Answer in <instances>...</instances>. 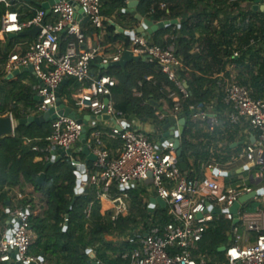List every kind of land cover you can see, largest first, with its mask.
Returning <instances> with one entry per match:
<instances>
[{
    "label": "trees",
    "instance_id": "16d2710c",
    "mask_svg": "<svg viewBox=\"0 0 264 264\" xmlns=\"http://www.w3.org/2000/svg\"><path fill=\"white\" fill-rule=\"evenodd\" d=\"M44 1L47 0H34L37 9L43 8ZM254 1L140 0L139 9L157 22L181 20L180 28L169 25L156 32L150 40L152 44L166 47L174 38L177 53L183 55L185 70L181 74L192 97L188 100L181 97L178 116L186 118L181 147L182 158L187 165L184 172L189 177L204 178L206 169L216 163L212 157L218 160L225 155L221 153L236 151L228 142L219 154L214 150L213 142L220 137L234 138L238 128L231 127L233 131L227 132L223 129L224 125L228 126L227 122H223L217 125L215 132H204V121L195 118L190 110V105L206 111L210 104H214L224 116L222 118L229 113L230 107L222 100L215 75L225 70L229 77L246 86L254 99L264 101V12L254 10ZM9 9L17 11L14 5L9 6ZM18 14L21 22L36 16L35 12L23 16L18 11ZM107 29L109 34H116L113 25H107ZM166 33L167 37L164 35ZM119 38L126 40L125 47L129 49V37L124 34H116L110 41L115 42ZM228 65L231 70H227ZM112 70L116 72L111 74ZM102 73L117 77L118 82L112 89L113 100L117 110L123 112L126 118L137 120L142 125L151 123L161 128L169 116L176 114L170 94H179L178 88L156 62L133 61L125 68H108ZM5 76L4 71L0 70V116L13 112L16 118L21 119L24 116L18 103L23 101L29 88L20 86L18 81H9ZM70 82L74 83L75 79L71 78ZM62 96L75 104L71 91L65 89ZM162 115L165 116L162 118ZM50 126L51 123L41 126L35 123L30 126L19 125L14 136L0 140V202L11 203L15 198L13 190L19 188L22 198L17 199L18 206L30 205L31 210L30 224L35 238L31 251L35 255L44 253L50 264H128V259L123 256L134 248L129 241L131 234L139 227L147 232L153 226L167 224L171 220L170 210L159 206L151 211V194L145 187L129 190L130 210L127 214L117 216L114 221L111 219L112 212L101 215V202L93 186L86 187L73 205L77 167L72 165L71 159L66 157L47 167L48 162H36L34 159L38 154L31 151L34 146H48L45 138L51 132ZM91 130L87 131L88 137ZM27 137L33 140L28 147L24 145ZM39 137L42 142L37 141ZM244 164L234 163L226 169L236 174V170ZM41 173L46 174L43 185L37 183ZM28 186L38 195L27 192ZM247 206L245 210L249 211ZM258 210L264 211V202L261 201ZM231 228L232 221L223 215H216L194 256H205L209 264L223 261L225 252L222 259L220 249L235 243V239L229 240ZM88 250L92 251L94 258Z\"/></svg>",
    "mask_w": 264,
    "mask_h": 264
},
{
    "label": "built area",
    "instance_id": "2783aa9c",
    "mask_svg": "<svg viewBox=\"0 0 264 264\" xmlns=\"http://www.w3.org/2000/svg\"><path fill=\"white\" fill-rule=\"evenodd\" d=\"M77 6L82 10L83 17L88 18L94 27L104 28L101 0H61L49 10H38L36 16L26 23L20 21L18 12L8 11L3 18L0 37L5 38L10 33H19L34 26H39L40 31L37 39L23 53L10 54L7 62L0 64V70L9 74L20 68L33 67L40 80L34 87L39 98H42L38 106L40 112L56 105V89L65 79L89 81L88 85L73 94L77 108L88 110L96 117L107 114L117 119L109 137L122 141L120 154L117 157L111 156L102 134L96 132L90 145L96 160L92 164V172L86 166L87 179L83 180L82 186H93L97 189L98 198H108L114 205L117 217L130 210L129 190L150 181L152 193L165 200L171 215V220L163 226L156 225L147 232L136 230L131 234L129 241L134 248L123 256L128 259V264H209L205 256H194L209 224L216 215H223L233 221L234 214L230 209L240 198L264 189V186L259 188L264 185V101L254 99L246 86L225 72L217 74L215 78L222 100L230 107L229 125L234 127L247 124L257 133L256 140L246 144L236 154L238 160H247L243 172L253 168H256V172L250 178L242 176L237 182H221L218 178L223 176L216 175L204 178L187 176L181 167L175 141L165 139L160 145L156 144L151 140L149 131L132 124L130 126L125 114L110 102L116 79L106 74L98 78L91 77V64L99 57V49H78V46L85 44L87 35L82 28L83 17L77 14ZM49 14L56 16L54 22L46 21ZM62 34L75 37V40L68 42L64 53L60 52ZM127 50L134 55L149 56V61L156 62L160 70L177 86L180 95L172 93L170 97L175 103V116L178 118L181 97L188 100L192 93L181 74L185 65L177 53L174 38L170 45L163 47L152 44L144 35L135 34ZM124 52L104 57L103 64L120 60ZM235 54L238 55L237 52ZM107 98L109 103L105 101ZM190 110L195 118L206 122L209 132L215 131L217 118L199 106L190 105ZM85 127L78 119L59 116L51 122V132L45 138L48 146H34L33 150L45 152V160H49L48 154L56 146L72 151L75 144L81 141ZM176 138L182 139V136L177 133ZM74 156L72 152L68 157L72 165L78 167L80 163L74 160ZM210 168L213 173L218 167L211 165ZM20 198L22 194L19 193ZM242 207L238 224L255 232L256 238L252 243L244 245L236 237L235 243L225 251V260L216 264H264V211L243 212ZM6 209L9 215L7 225L3 226L0 222V264L15 261L22 264H50L44 256L30 252L35 243L30 224V205L8 206ZM215 209H220L222 213L215 214ZM88 252L91 253V250Z\"/></svg>",
    "mask_w": 264,
    "mask_h": 264
},
{
    "label": "crops",
    "instance_id": "0c3cea01",
    "mask_svg": "<svg viewBox=\"0 0 264 264\" xmlns=\"http://www.w3.org/2000/svg\"><path fill=\"white\" fill-rule=\"evenodd\" d=\"M48 1V0H47ZM44 1V2H47ZM116 1V2H115ZM43 2V3H44ZM139 4H140V0H139ZM139 4L137 6L136 9H131L128 7V3L126 1L123 0H102L101 3V8L102 11L104 13V28L102 29H98L96 27H94L90 21H86V18L83 17V12L79 9V7H77V14L79 17H83L82 19V28L84 30V32L87 35V40L85 42V44L83 46H78V49H85V48H89V47H96L99 49V57L97 58V60H95L92 64H91V77L92 78H98L101 75H105L106 73H102L103 70L107 69L106 65L103 64L102 59L106 56H113V55H117L120 52L126 51V40L125 39H117L115 42H111V38L115 37L116 34H124L125 36L129 37V41H130V46L132 45V36L131 35H127L126 32L127 31H136L141 27L142 25V21L143 19H150L152 18L151 16H149L148 13H145L143 11H141L139 9ZM254 4V3H253ZM9 6H13L11 5L10 0H8V2L5 1H0V11H1V17H0V25L2 26L3 24V18L5 16V14L10 10ZM15 8H16V12L21 11V14L24 16L29 12H35L37 14V11L39 9H37L36 7V3H27V2H19L14 4ZM115 7L114 10L111 11V9ZM44 9V8H42ZM139 17H141V19H139ZM29 19L25 18V20L22 21V23H26ZM56 20V16L49 14L46 17V21L47 22H54ZM177 20V24H173L176 25L178 28L181 27V20L180 19H174ZM171 21V20H170ZM213 22L215 21V18H212ZM155 23H157V21H155ZM113 25L115 27V33L116 34H109V30L107 29V25ZM2 28V27H1ZM33 28V27H32ZM32 28H25V30H29ZM121 30H124V32H122ZM156 33H154L153 35H149V33H137V35H144L150 42H151V38L155 35ZM165 37L168 36V33L164 34ZM38 36V35H37ZM165 37L163 39H165ZM37 39V37H33V36H16L13 38H9L8 36L5 38L0 37V64L4 65L7 62V59L9 57L10 54L12 53H23L28 46L33 43L35 40ZM70 40H75V37H69L66 34H62L61 35V44H60V52L64 53L66 51V48L68 46V42ZM199 49L197 48V51ZM181 57H183V55L181 54ZM3 58V60H2ZM29 68V67H28ZM232 68L230 67V65L227 66V70H231ZM4 71V70H2ZM221 72H225L226 71H221ZM220 72V73H221ZM5 73V78L9 81H18L20 83V86L22 87H27L29 88V91L25 93L24 95V99L22 102L18 103V106L22 112V116H24L23 118L26 117H30V116H35L38 114H41L42 112L39 111V103L40 100L38 99L39 96L37 94V92L35 91L34 87L36 85H38L40 83L39 78L36 76L35 72H31L30 70H28L27 68H20L17 69L15 71H13L12 73L9 74H15L12 78L8 79L7 76L9 75L8 73ZM219 74V73H218ZM106 75H110L111 74H106ZM217 75V74H216ZM215 75V76H216ZM113 78L116 79V81L118 82L117 77L112 76ZM71 78L69 79V82L67 84H65L61 90V96L63 91L68 90L72 92V96L74 93L80 91L83 86L89 82V81H85V82H79L76 81L74 83L70 82ZM78 84H81V86H77ZM66 87V88H65ZM80 88V89H79ZM140 92H138L139 94ZM63 101L65 102L67 107L72 108L73 110H75L82 118L86 117L88 124L85 125L86 130L88 131L89 129L91 130V134L90 137L87 136V141L86 144L83 143V141H80L78 143L75 144V148H76V152H74L73 154L76 156H84V158H87L86 155H83V150L85 146H89L92 144L93 140H94V134L96 132H100L102 134V139L104 141V144L106 146V148L109 150L111 156L113 157H117L122 149V142L119 139H114V138H110L109 137V133L111 131V129L113 128V126H115L117 124V119H115L114 117H110V118H101L99 119L98 116L93 119L94 115L92 112L85 110H79L76 106V102L75 104H71L69 102V99L67 97H63L62 96ZM74 99V98H73ZM215 100V99H214ZM75 101V100H74ZM110 102H112V104L115 105L114 100H113V94L110 98ZM116 106V105H115ZM206 112L210 115L213 116L215 118H217V125H219L220 123H226L227 122V127L226 125L223 126V129L227 130V132H232L233 129H230L231 126L229 125V121H228V114L226 115L225 118L223 115H221L222 113L219 112L216 109V105L214 104H210L208 106V108H206ZM12 116L14 120H19L18 118H16L13 114V112H9L8 114H6L5 116ZM175 116V115H172ZM180 117L178 116V119ZM126 121L129 123V125L131 126V124L139 129H144L149 131L150 135H151V140L153 142H155L156 144L160 145L162 143V139L164 137V134L167 132L166 130L163 129V126L161 128L156 127L155 125L149 123L146 125H142L139 121L137 120H131L129 118H126ZM202 121V120H201ZM204 125L203 126V130L204 132H209V130L207 129L206 126V122L204 121ZM38 125V124H37ZM44 125V124H43ZM164 125V124H163ZM19 126V124H15V130L16 128ZM41 126V125H40ZM217 127V126H216ZM236 128H238V132L235 133L234 138H229V139H222L220 137V139H218V141H214L213 144V148L215 151H217L219 154L221 153L222 148L226 146V144L228 142H230L232 145V149H236V151L232 152V153H221V154H225L224 156H221L218 160H215L212 155V160H214V162H216L214 165H212L213 167H218L220 168L222 171L225 172H232L230 169H226L228 167H230V165L234 164V163H238V162H244L246 165L247 164V160L245 159H237L236 158V154L237 152H239L240 150L244 149L245 145L248 143H252L256 140V135L257 133L247 124H242V125H238L235 126ZM51 128V126H50ZM175 130H178V126H176ZM216 130V129H215ZM215 132V131H214ZM211 133V132H209ZM15 134V131H14ZM11 135V136H14ZM11 136H6L4 138H8ZM1 138L0 140L4 139ZM38 142H42V138L39 137L37 139ZM33 142L32 138L27 137L25 139V146L28 147L30 146V144ZM90 149L92 150V148L90 147ZM31 151L33 153H37L38 155H35V161L40 162V161H44V162H50L52 154L51 152L48 154L49 155V160H45L47 154L44 152V154L42 155L41 151H35L33 149H31ZM41 155H40V154ZM227 157V158H226ZM90 164H93V162H90L87 166L88 169L90 167ZM239 167L236 170V174L233 173L232 176H227V177H219L218 180L221 182H237L238 179H240L242 177V173H237L238 170L242 169L243 166ZM92 168V166H91ZM90 172V171H89ZM214 174L212 173V168L209 167V169H206L205 172V177H212ZM199 177V176H198ZM239 181V180H238ZM151 183L150 181H148V183L145 184H140L139 188H143L145 187L149 192H150V198H149V205L151 204V197H156V195L154 193H152L151 191ZM264 185L259 186L262 187ZM5 189H7V186H5ZM27 192L29 193H34V189L31 186H28L27 188ZM116 192V191H114ZM20 193L19 188L16 187L13 190V198L12 202H6L5 204H2L0 202V212H2L0 214V222L3 226L7 225V221L9 220V215L7 213V207L11 206H18L17 204V199H18V194ZM21 194V193H20ZM35 196L38 195L37 193H34ZM96 196L97 195V189H96ZM100 202H101V215L105 216L108 215L109 212H112V217L111 219L114 221L117 217H116V210L114 208L113 203L108 199V198H99ZM262 199V202H264V197L259 198V200ZM129 205L130 204V199H129ZM159 206H161L160 204L156 203L155 206L152 207L151 211L156 210ZM3 212L6 216H3ZM129 212V211H128ZM127 212V213H128ZM126 213V214H127ZM66 228V226H65ZM137 230H141L144 231L142 227H139ZM239 234H237V227L235 229V233L237 235L234 234L233 239H236V237H239L241 242L244 245H248L249 243H252L255 238H256V233L255 232H251L246 230L245 227H241L240 230L238 231ZM109 239H113V238H109ZM30 252L32 254L35 255V253H33V251L30 250ZM42 254V253H41ZM40 254V255H41ZM92 251H91V255H92ZM45 257V256H44ZM95 257V255H94ZM92 257V258H94ZM125 259V258H124Z\"/></svg>",
    "mask_w": 264,
    "mask_h": 264
},
{
    "label": "water",
    "instance_id": "95a60500",
    "mask_svg": "<svg viewBox=\"0 0 264 264\" xmlns=\"http://www.w3.org/2000/svg\"><path fill=\"white\" fill-rule=\"evenodd\" d=\"M61 0H48L47 2H44L42 4V7L44 9L49 10L51 6L55 5L56 3L60 2ZM128 3V7L131 9H136L139 0H123ZM11 5H14L19 2H27V3H34V0H10ZM78 7V6H77ZM253 8L256 11H262L264 12V0H255L253 4ZM81 10V9H80ZM82 11V10H81ZM141 19V17H139ZM86 21H89L88 18H86ZM177 24V20H171V21H162V22H157L155 23L154 18L150 19H143L141 27L136 31H127V35H131L132 37L137 34V33H143L145 34L146 32L149 33V35H153L154 33L158 32L160 29H165L169 25ZM40 31L39 26H34L32 29L29 30H24L19 33H10L8 35L9 38H13L16 36H33L37 37L38 33ZM124 32V30H121ZM139 62V61H149V56H138L134 55L132 51L126 50L123 55L121 56L120 60L111 62L110 64L106 65V68H113V67H122L125 68L127 64L130 62ZM31 72H34V69L32 66L27 68ZM15 74H9L7 76L8 79L12 78ZM69 82V79H65L62 84L56 89V97H57V102L56 105L51 107L49 110L42 112L41 114L35 115V116H30L26 118H21L19 120H14L11 116H0V139L4 138L6 136H11L14 134L15 131V124L23 125V126H30L32 124H38V125H43L47 123H51L53 120L57 119L59 116H68L71 118L78 119L80 122H83L85 125L88 124L86 117L82 118L75 110H73L70 107H67L65 102L62 99L61 96V90L65 84ZM40 101H42V98H38ZM106 103H109V99L107 98ZM110 115L104 114L102 116H98L99 119L101 118H110ZM96 117L94 116L93 119ZM185 125H186V118L185 117H180L179 119L176 116H169L163 125V129L166 130L167 132L164 134V137L162 141L165 139L168 140H173L175 141L176 148L178 149V156H179V161L181 164V167L184 171L187 170V165L184 162L182 158V152L183 149L181 147V139L176 138L177 133H179L180 136H182L185 132ZM176 126H178V132L175 131ZM81 141H83L84 144H86L87 141V130L86 128L84 129L83 135L81 137ZM72 151H65L64 148H60L58 146L54 147L51 154V160L48 162L47 167L52 166L54 163L59 162L63 158L68 157ZM83 155H86L87 158H84V156H74V160L78 161L80 164L77 167L75 174L77 176V183H76V197L74 198L73 205L75 204L76 200L79 198L81 194L84 193L85 188L82 186L83 180L87 179V174H86V166L90 162H94L96 160L95 154L92 152L89 146H85L83 150ZM242 169L238 170L237 173H241ZM213 174L216 176H232V172H225L221 171L218 168H215L213 170ZM46 180V174L41 173L39 177L37 178V183L39 185H43ZM261 196H264V189L261 188L259 190L253 191L243 197L240 198V200L230 209V211L234 214V220L232 223V228H231V233L229 236V240H233V236L235 234V229L236 225L239 223V210L241 207L247 203L248 201L252 199L259 198ZM151 204L149 205L150 210H152V207L154 204L158 203L163 207H166V202L163 200L161 197H151ZM215 214H221L222 211L220 209H215L214 210ZM201 217V215H199ZM227 249L226 246H223L220 250L222 252H225ZM41 256H44V253L41 254ZM91 257H94V254L91 255ZM11 264H22L19 261H15Z\"/></svg>",
    "mask_w": 264,
    "mask_h": 264
},
{
    "label": "rangeland",
    "instance_id": "374dc122",
    "mask_svg": "<svg viewBox=\"0 0 264 264\" xmlns=\"http://www.w3.org/2000/svg\"><path fill=\"white\" fill-rule=\"evenodd\" d=\"M113 68H115V67H113ZM113 68H111V69H113ZM118 68V67H117ZM106 70H108V69H106ZM116 71H114L113 72V70L110 72L111 74H114ZM72 152L74 153V152H76V148H75V146L72 148ZM256 172V168H253V169H249V170H246L245 169V171L241 174L242 176H244V177H246V178H250V176L252 175V174H254ZM261 201H262V199L259 201V199H252V200H250V201H248L247 203H245L244 205H243V207H242V211L243 212H245V211H247V210H245V208H246V205H248L247 207H248V209H249V211L248 212H251V211H257L258 209H259V207H260V205H261ZM166 208H168L169 209V207L168 206H166ZM226 221V220H225ZM232 223H233V221H232ZM242 227V224H238V226H237V234H239V230H240V228ZM236 233H235V235H237ZM227 243H224V245H226ZM222 254H223V256H221L222 257V259L224 258V252H222ZM221 254V255H222ZM225 260V259H224ZM223 260V261H224Z\"/></svg>",
    "mask_w": 264,
    "mask_h": 264
}]
</instances>
